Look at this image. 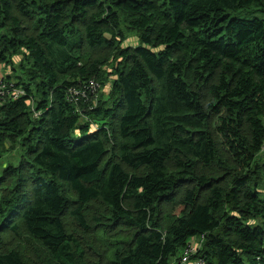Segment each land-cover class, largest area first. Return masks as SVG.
<instances>
[{"label": "trees", "instance_id": "obj_1", "mask_svg": "<svg viewBox=\"0 0 264 264\" xmlns=\"http://www.w3.org/2000/svg\"><path fill=\"white\" fill-rule=\"evenodd\" d=\"M85 47L115 51L97 103ZM17 55L30 81L0 100V145L25 155L0 176V264H28L8 233L77 264L74 225L98 264H170L202 235L191 260L264 264V0H0V64Z\"/></svg>", "mask_w": 264, "mask_h": 264}, {"label": "rangeland", "instance_id": "obj_2", "mask_svg": "<svg viewBox=\"0 0 264 264\" xmlns=\"http://www.w3.org/2000/svg\"><path fill=\"white\" fill-rule=\"evenodd\" d=\"M124 35L125 39L122 42L123 46H131L138 43V36L135 31L125 30ZM114 55V49L104 47L84 48L82 62L90 63L95 59H100L102 61L101 82L96 81L97 85L94 86L95 91H93V96H95L96 101L104 99V96L109 94L111 91L113 80L116 77V57ZM118 65H120L119 62ZM28 67V64H23V57L21 55H17L11 63L3 62L0 64V80L2 78H9L13 81H18L16 83H20L22 79L30 81L29 77L26 75ZM32 87H34L33 83ZM81 120L86 121L87 119L85 117H81ZM94 121L95 123L100 122V120ZM21 143L22 142L20 141L14 142L12 139H6L4 145H0V176H3L4 173L11 167H24L22 158L25 155V147ZM13 179L14 178L10 176L7 179V182L13 181ZM98 206L100 205L92 203L87 209L90 212H98ZM72 228V230L75 231L74 235L77 237L80 245L75 250L77 264L100 263L103 247H100L99 244L97 246L94 245L93 234L85 231L79 225H74ZM3 243L6 244L5 246L13 245L20 248L28 261V264H56L47 257L45 248L29 235L22 234L15 236L8 233L3 236ZM80 251H83V253L80 254Z\"/></svg>", "mask_w": 264, "mask_h": 264}, {"label": "built area", "instance_id": "obj_3", "mask_svg": "<svg viewBox=\"0 0 264 264\" xmlns=\"http://www.w3.org/2000/svg\"><path fill=\"white\" fill-rule=\"evenodd\" d=\"M17 81H13L11 79H4L0 80V100L5 101L7 98L18 99L22 96L26 95L25 88L16 83ZM97 85V82H91V101L96 102L95 96H93L94 86ZM84 90L77 89L75 87L70 88L66 92V98L69 102L78 105V99L84 95ZM93 99V100H92ZM29 103H33L32 100H29ZM39 113H34L37 116ZM84 117V116H83ZM203 239L204 235L200 237H192L187 242L186 246L180 251L179 257L174 258L170 264H206L205 260L198 258L195 260H191L190 256L198 251L203 246Z\"/></svg>", "mask_w": 264, "mask_h": 264}]
</instances>
